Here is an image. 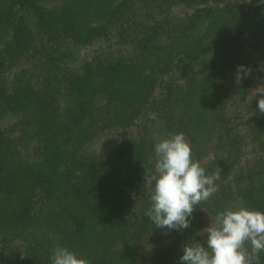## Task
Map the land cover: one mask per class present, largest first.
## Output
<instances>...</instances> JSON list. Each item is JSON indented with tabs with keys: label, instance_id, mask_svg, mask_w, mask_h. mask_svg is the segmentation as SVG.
<instances>
[{
	"label": "trees",
	"instance_id": "16d2710c",
	"mask_svg": "<svg viewBox=\"0 0 264 264\" xmlns=\"http://www.w3.org/2000/svg\"><path fill=\"white\" fill-rule=\"evenodd\" d=\"M258 92L259 0H0V264H51L56 246L90 264H181L218 212L264 211ZM181 132L220 179L171 231L144 215L146 175L154 144Z\"/></svg>",
	"mask_w": 264,
	"mask_h": 264
},
{
	"label": "clouds",
	"instance_id": "9594fccd",
	"mask_svg": "<svg viewBox=\"0 0 264 264\" xmlns=\"http://www.w3.org/2000/svg\"><path fill=\"white\" fill-rule=\"evenodd\" d=\"M259 2L264 4V0ZM250 72L247 66L238 65L237 81ZM257 107L264 113V95L260 96ZM153 153L154 173L146 175L150 206L144 215L160 229H187L197 206L216 192L219 174L206 173L192 157L191 145L182 132L158 140ZM206 233L205 244L183 245L181 264H251L244 245L250 244L253 256L264 252V211L247 206L226 207L216 214L215 226H208ZM50 261L51 264H90L86 257L67 246H56Z\"/></svg>",
	"mask_w": 264,
	"mask_h": 264
}]
</instances>
